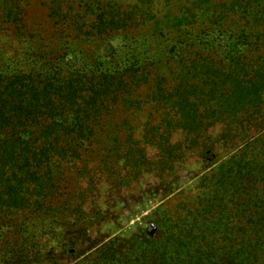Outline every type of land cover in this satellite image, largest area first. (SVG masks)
<instances>
[{"label": "trees", "instance_id": "obj_1", "mask_svg": "<svg viewBox=\"0 0 264 264\" xmlns=\"http://www.w3.org/2000/svg\"><path fill=\"white\" fill-rule=\"evenodd\" d=\"M239 1L109 3L90 9V20L67 9L66 0H50L57 28L52 40L64 32L97 39L137 33L145 39L188 31L194 44L214 46L220 58L203 50L167 58L162 64L171 85L158 76L142 101L129 96L148 84L155 62L85 73L73 70L77 57L69 66L65 56H53L28 71L0 68V264H56L62 244L80 241L84 229L77 237L70 232L83 228L85 201L76 203L70 192L62 199L64 176L97 143L102 119L117 104L135 110L149 105L152 118L144 140L133 141L123 156L131 181L170 172L210 142L212 129L226 140L242 138L192 196L155 223L164 229L160 235L115 249L105 243L92 252L94 259L73 264H264V0ZM26 5L0 0L1 24L17 37L26 30ZM248 123L255 127L250 138L243 129ZM177 133L184 140L172 144ZM146 146L156 150L154 162Z\"/></svg>", "mask_w": 264, "mask_h": 264}, {"label": "rangeland", "instance_id": "obj_2", "mask_svg": "<svg viewBox=\"0 0 264 264\" xmlns=\"http://www.w3.org/2000/svg\"><path fill=\"white\" fill-rule=\"evenodd\" d=\"M219 1L227 4L240 2ZM26 2V30L20 37L15 36L12 29L0 21V68L8 73L28 71L37 64H45L53 56H65L67 62L71 61L69 66H73V57H77L73 70L85 73L106 72V69L116 67L122 69L127 63L138 65L145 61L155 62L157 66L147 70L148 84L136 87L138 89H134L129 96L131 100L142 101L146 94L152 92L149 89H152L150 87L154 86L158 76L166 78L167 84L171 85L172 78L164 68L165 64H162L167 58L194 56L202 50L207 52L206 56L220 58V53L216 52L214 46L207 50L206 47L194 44L188 31L185 34L163 33L162 36H147L145 39L137 33L97 39L81 35L69 36L66 35L68 32H64L66 34L63 37L52 40L50 36L57 28L54 29L55 25L50 21L49 15L53 8L50 0ZM136 2L137 0H66V8L91 20L93 17L89 11L97 5L113 3L128 6ZM261 55H264V48ZM148 113L149 105L136 110L135 107L128 108L121 104L110 107L99 125L100 138L94 139L97 143L81 157V165L74 166L65 174L62 199H66V194L70 192L76 203L85 201L82 214L86 216L83 228L79 225L70 232L77 237L80 230L84 229V235L80 241H66L62 244V261H56V264H73L86 258L92 260L95 258L92 252L105 243H109L107 249H115L134 239L138 240L143 235H160V231L164 229L161 230L155 223L161 219L166 221L177 205L192 196L199 180L209 176L210 172L228 159L242 138L234 136L232 141L226 140L220 130L212 129L210 142L199 153L190 152L170 172H164L161 176L145 174L131 181L126 177L123 156L133 141L144 140V126L152 121ZM254 128L248 123L243 128L245 136L252 137ZM170 140L172 144H180L184 137L177 133ZM145 152L152 162L157 159L154 148L146 146ZM82 214H75L74 218H82ZM93 244L94 249L91 248Z\"/></svg>", "mask_w": 264, "mask_h": 264}]
</instances>
